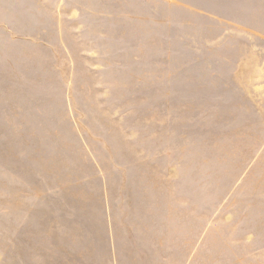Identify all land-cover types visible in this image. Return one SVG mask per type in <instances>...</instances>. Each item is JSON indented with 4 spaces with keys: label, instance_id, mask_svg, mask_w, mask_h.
Wrapping results in <instances>:
<instances>
[{
    "label": "rangeland",
    "instance_id": "rangeland-1",
    "mask_svg": "<svg viewBox=\"0 0 264 264\" xmlns=\"http://www.w3.org/2000/svg\"><path fill=\"white\" fill-rule=\"evenodd\" d=\"M0 0V264H264V4Z\"/></svg>",
    "mask_w": 264,
    "mask_h": 264
},
{
    "label": "crops",
    "instance_id": "crops-1",
    "mask_svg": "<svg viewBox=\"0 0 264 264\" xmlns=\"http://www.w3.org/2000/svg\"><path fill=\"white\" fill-rule=\"evenodd\" d=\"M247 4H253V5H262L264 4V0H257V1H254V2H248Z\"/></svg>",
    "mask_w": 264,
    "mask_h": 264
}]
</instances>
